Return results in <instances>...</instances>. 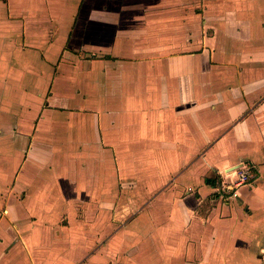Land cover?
<instances>
[{
	"label": "crops",
	"instance_id": "0c3cea01",
	"mask_svg": "<svg viewBox=\"0 0 264 264\" xmlns=\"http://www.w3.org/2000/svg\"><path fill=\"white\" fill-rule=\"evenodd\" d=\"M1 152L34 219L0 213V264H80L42 212L109 200L111 154L140 186L130 263L264 264V0H0Z\"/></svg>",
	"mask_w": 264,
	"mask_h": 264
},
{
	"label": "rangeland",
	"instance_id": "374dc122",
	"mask_svg": "<svg viewBox=\"0 0 264 264\" xmlns=\"http://www.w3.org/2000/svg\"><path fill=\"white\" fill-rule=\"evenodd\" d=\"M72 61H74V59H72ZM73 110L80 112V109ZM90 154L87 156V154L80 153V156H77L78 159L75 158L76 160H79L80 163L84 164L85 162L94 159ZM73 155L74 154L69 153L68 156L74 157ZM95 155L99 156L101 154L96 153ZM96 156L95 159L97 160ZM109 160L111 183L109 191L105 190V197L106 194H108L110 196L109 200L104 202L102 199H99V197H102L103 195L102 188L95 190L96 194L93 193L92 197L81 196L79 200L75 199V192L72 193V190H65L67 193H70V196L68 195L67 202L63 201V207L66 208L67 205L70 208V211L72 209V214L70 216L69 214L63 213L62 216L57 218H54V215H50V211L45 208L55 209L56 204L59 202L45 201L43 204V202L38 201L39 205H37L38 209L36 211L39 209L46 210L42 212V215L47 222L52 224L57 223L61 228H64V237H62V239L64 242H69V248L71 242L74 244V248H71L70 251L73 256L78 255L80 264H134L133 262L130 263V261H128L132 258L131 256L134 255V220H132L128 225V229H126V232H129V235L131 236L130 238L128 237L127 240L125 237L126 233L121 229V226L124 223L127 224L128 220H131L134 217L129 218L128 213L127 216H125L126 214L124 211H135V208H138V206L141 205V202H135L134 200L137 189L140 192V186L137 187L135 183V169L130 167L133 165V161H131L126 170L125 177L127 181H123V179H120L119 177L118 169L114 170L115 163L112 154L111 157H109ZM152 170L153 168H147L145 170L140 169L139 171L140 173H147V175L150 176ZM15 172L16 169L15 167L12 168V162L8 159V154L1 152L0 213L5 216L10 210L14 217L20 216L19 218L10 221L13 226L16 225L17 227V224L24 226L30 224L34 218L28 216L25 212L26 196L23 193L25 186L16 185L14 180L10 181V178ZM101 172L102 170H100V173ZM26 173H28V176H32L33 179L37 176L34 170H29L28 168H26ZM40 206L41 208H39ZM66 210L67 209H64L63 211L66 212ZM101 213L104 215L102 216ZM37 219L38 218H36V220ZM39 219L43 218L40 217ZM18 237L22 240L21 237L24 238V232L18 234ZM76 243H78V246ZM104 245L106 246V249L103 248ZM57 255L59 257V254ZM87 261L89 262L87 263Z\"/></svg>",
	"mask_w": 264,
	"mask_h": 264
},
{
	"label": "built area",
	"instance_id": "2783aa9c",
	"mask_svg": "<svg viewBox=\"0 0 264 264\" xmlns=\"http://www.w3.org/2000/svg\"><path fill=\"white\" fill-rule=\"evenodd\" d=\"M234 175V180L228 182L226 177ZM228 175H223L220 181L216 184V194L222 200L236 199L239 196V189L247 184H250L255 179L256 175L252 166L242 164Z\"/></svg>",
	"mask_w": 264,
	"mask_h": 264
}]
</instances>
